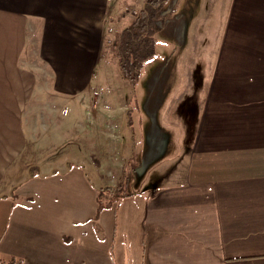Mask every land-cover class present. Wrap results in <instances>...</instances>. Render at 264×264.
Listing matches in <instances>:
<instances>
[{
    "label": "crops",
    "instance_id": "0c3cea01",
    "mask_svg": "<svg viewBox=\"0 0 264 264\" xmlns=\"http://www.w3.org/2000/svg\"><path fill=\"white\" fill-rule=\"evenodd\" d=\"M59 2L55 9L62 11L48 12L42 34L37 26L30 64L33 57L39 62L40 56L45 58L55 75L54 89L66 97L82 90L107 42L99 6L88 13L85 0ZM5 13L6 6H0L1 50L6 43L3 25L13 20ZM201 24L206 46L194 48L189 62L188 89L193 86V67L203 70L196 75L197 116L191 129L183 131L188 144L169 159L162 158L158 167L165 179L154 176L158 183L151 192L143 188L118 198L113 190L104 208L98 209L99 192L117 186V180L107 185L90 180L85 170L87 136L82 138L87 131L79 126V140L73 144L79 158L65 156L66 169L32 173L16 188L0 230L3 264H264V0H207ZM2 99L0 122L8 113V100ZM63 99L69 100L70 110L63 115L50 100L43 102L44 113L39 99L16 100L20 151L72 144V98ZM83 102L80 97L75 100L77 107ZM116 110L121 115L115 111V156L105 154L101 161L111 160L119 178L128 155L121 153L126 107ZM59 118L68 122V129L57 128ZM5 132H0L1 139ZM160 135L164 154L168 133ZM16 152L17 148L0 150V164L12 161ZM93 166L89 163L90 169ZM103 167L100 162L96 168ZM142 184L148 186L150 179Z\"/></svg>",
    "mask_w": 264,
    "mask_h": 264
},
{
    "label": "rangeland",
    "instance_id": "374dc122",
    "mask_svg": "<svg viewBox=\"0 0 264 264\" xmlns=\"http://www.w3.org/2000/svg\"><path fill=\"white\" fill-rule=\"evenodd\" d=\"M59 1L0 0V6H6L5 14L9 19L13 18L12 22L6 21L2 28L4 33L2 41L4 43L6 39V43L2 45V50L0 49V61H2L0 101L5 100L2 98L8 100V113L6 120L2 119L0 122V132L6 131V134H3L4 137L0 138V150L7 152L8 148H17L15 156L10 157L12 161L6 159L0 164V230L5 225L8 208L12 204L11 200L15 198L16 188L23 182L21 179L25 176L29 178L32 173L45 171L50 167L66 169L65 156L70 159L80 157L73 145L79 140L77 139L79 134L76 133L79 126L87 131L82 138L87 136L89 161L85 163V170L90 180L93 183L101 181L104 184L115 183L117 180V186L111 189L115 193L116 188L120 187V191H116L115 196L121 198L122 195L133 194L142 191L143 188L151 192L158 183L154 176H159L161 180L165 179L158 167L162 158L169 159L177 149L188 144L189 139L184 137L183 131L185 132V128L191 129V123L197 116L196 104L199 95L195 86L196 75H200L203 70L193 67V86L188 89L191 84L189 62L194 48L206 46V38L204 40L202 37H206V31H201L203 28L201 21L206 19L207 0H165L163 2L160 9L156 11L153 22L155 25L154 56L144 62L134 86L122 78L118 68L110 62L108 55L101 51V56L98 57L99 65L89 71L82 90L66 97L61 96L63 94L57 93L54 89L55 75L45 66V58L40 56L39 62L38 58L33 57V64H30L31 52L36 49L38 40L37 26H40L42 34L49 22L48 12L55 15L57 11H62L55 9V6L61 4ZM72 1L79 3V0ZM85 2L88 4V13L96 11V9L91 10L92 7H100L104 19L103 36L108 45L112 44L115 38L112 36L114 32H110L109 29L116 30V35L133 18L123 14L124 6L129 3V0H85ZM21 5L24 7L23 11ZM29 12L34 13L35 17H32ZM19 13L22 14L17 17ZM96 28H101V25L97 24ZM6 58L7 61H4ZM34 64L39 66L35 67ZM24 97L39 99L41 102L39 111L42 113L45 112L46 107L43 102L50 100L56 105L54 108L56 113L62 115L70 111L69 105H66L69 100L63 98H72L71 113L76 119L73 121L76 128L73 127L70 136L72 144L64 146L60 144L57 149L55 145L50 144L39 151H34L29 146L25 152L20 151L15 129L19 110H16L15 107L18 105L15 103L16 100ZM77 97L85 102L80 107L75 104ZM122 106L126 107V110L121 124V153L126 151L128 155L125 159V168L121 169L118 178L112 161L107 162L106 158L104 161L101 160L105 154L115 156V111L117 115H121V110L116 109ZM62 108H65V112ZM181 120L183 126H181ZM129 121L131 125L128 128ZM54 124L55 120L52 127ZM57 125L58 129H68V122L62 118L57 120ZM20 127L23 128L22 124ZM39 127L44 128L42 121L39 122ZM160 131L162 136L164 132L168 133V148L164 154L165 144L160 137ZM185 135L189 136L187 133ZM24 158L33 159L34 162L23 165ZM3 162L5 167L1 168ZM100 162L105 167L99 170L96 167ZM89 163L94 165V170L89 168ZM70 164L71 162L67 163L69 166ZM154 166L156 168L152 174L145 177L149 168ZM148 179H150L148 186L141 185ZM151 181L154 186L151 185ZM3 263L0 256V264Z\"/></svg>",
    "mask_w": 264,
    "mask_h": 264
},
{
    "label": "trees",
    "instance_id": "16d2710c",
    "mask_svg": "<svg viewBox=\"0 0 264 264\" xmlns=\"http://www.w3.org/2000/svg\"><path fill=\"white\" fill-rule=\"evenodd\" d=\"M164 1L147 0L138 15L116 33L113 43L105 44L104 51L110 62L118 68L122 78L132 86L138 79L144 62L154 56L155 25L153 22L156 11L160 9ZM115 191H120V187H117ZM112 192L113 189L109 187L99 192L101 202L98 209L104 208L105 198Z\"/></svg>",
    "mask_w": 264,
    "mask_h": 264
},
{
    "label": "built area",
    "instance_id": "2783aa9c",
    "mask_svg": "<svg viewBox=\"0 0 264 264\" xmlns=\"http://www.w3.org/2000/svg\"><path fill=\"white\" fill-rule=\"evenodd\" d=\"M147 0H129V3L124 6L123 14L126 17H136ZM140 6V7H139ZM110 32H115L114 29H109Z\"/></svg>",
    "mask_w": 264,
    "mask_h": 264
}]
</instances>
